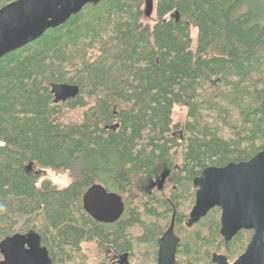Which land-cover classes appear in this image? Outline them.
I'll list each match as a JSON object with an SVG mask.
<instances>
[{"label": "trees", "instance_id": "obj_1", "mask_svg": "<svg viewBox=\"0 0 264 264\" xmlns=\"http://www.w3.org/2000/svg\"><path fill=\"white\" fill-rule=\"evenodd\" d=\"M15 1L0 0V9ZM144 3L87 5L0 60V242L17 234L19 218L37 215L42 229L55 231L53 246L62 255L93 240L132 253L125 234L138 226V242L153 246L157 264L166 231L146 223L124 198L134 179L166 168L173 174L181 160L178 190L184 182L193 188L206 168L249 161L264 150V0H156L153 25L143 24ZM53 84L76 85L80 94L55 103ZM177 107L187 112L184 126L173 120ZM78 109L84 110L79 124L61 120L65 110ZM47 170L69 174L70 185H39ZM96 184L125 203L115 225L95 223L83 211V195ZM144 195L151 202L153 195ZM176 198L162 202L170 225L176 212L174 230L189 219ZM145 214L158 216L148 205ZM211 232L213 243L211 236L197 238L208 249L201 247L207 264L216 253L233 263L250 241L244 245L250 232L243 231L226 244L219 223ZM182 244L176 264L183 245L189 252V243Z\"/></svg>", "mask_w": 264, "mask_h": 264}, {"label": "water", "instance_id": "obj_2", "mask_svg": "<svg viewBox=\"0 0 264 264\" xmlns=\"http://www.w3.org/2000/svg\"><path fill=\"white\" fill-rule=\"evenodd\" d=\"M100 0H17L0 9V60L41 38L48 30L64 25L87 5ZM144 16L152 17L154 0H145ZM55 103H64L80 94L76 85L53 84ZM34 172L33 164L26 167ZM171 171L164 169L151 189H165ZM195 205L187 227L192 228L210 211L219 209L220 234L228 244L243 231L253 232L245 252L233 263L222 254H213L214 264H264V150L249 161L209 167L193 181ZM85 208L97 220L113 222L125 211L120 195L108 192L100 184L93 185L85 195ZM103 218H101V217ZM101 218V219H100ZM175 215L169 229L159 239L157 264H176L181 239L174 232ZM0 264H52L49 252L42 246L39 234L31 231L15 234L0 242Z\"/></svg>", "mask_w": 264, "mask_h": 264}, {"label": "rangeland", "instance_id": "obj_3", "mask_svg": "<svg viewBox=\"0 0 264 264\" xmlns=\"http://www.w3.org/2000/svg\"><path fill=\"white\" fill-rule=\"evenodd\" d=\"M146 4L144 3L143 10H145ZM155 9H156V0H154V13L152 17L147 18L144 16L143 24L144 25H153L155 20ZM197 30L191 27V35L196 41L197 37ZM84 110H65L61 116V120L66 122L69 125H77L83 119ZM173 120L177 124H181L184 126L185 122L187 121V112L179 107L175 108L173 112ZM212 120V118L210 119ZM222 135L226 139L231 138V134L226 128H223ZM181 167V160H176L175 164L173 165L174 173L170 175L167 184L165 186L164 191L162 193H158L155 191L151 194V202H149V197H145L144 195V185L147 183V178L137 176L134 180V186L131 193L124 195L125 199L127 200L128 204L130 205L131 209H134L136 212L140 213L141 218L146 223H152L158 225L160 228L162 227L165 231H167L168 226L170 225L171 219H164L163 214L165 213L163 201H167L172 197H177L176 202L179 205V213L184 215L190 214L192 208L195 205V188H189L186 186L184 182L183 188L178 190V185L176 183L179 177L177 176V171L180 170ZM44 177L40 180L39 185L43 181H50L52 185L56 186L59 189H64L70 185V178L69 174L61 172V171H50L47 170L43 172ZM183 177V176H182ZM59 181V183H57ZM183 192H185L183 194ZM184 195V196H183ZM148 205L157 209L158 216L151 217L145 214V206ZM161 214V215H160ZM220 215L221 212L218 214L211 215L210 221L207 222H199L197 225L193 226V228H189L184 224L181 227L175 228L176 234L182 239V243H189V252L185 254L184 245L181 249V253L178 255L177 259L178 262L181 264H207L208 258L203 257L202 255V245L200 237H209L211 229L214 228L217 223L220 224ZM37 215L27 216L18 219V226H17V234H27L32 229L30 226H27V223L34 225L36 224V230L42 237L43 234L47 232L43 228V224L45 223L43 220H40L36 217ZM80 218V216H79ZM82 220V219H81ZM27 226V227H26ZM45 226V224H44ZM28 228V229H27ZM164 231V232H165ZM143 231L138 226L132 227L126 232V236H128L129 240L133 245V251L131 253L130 258L128 259L129 264H153L151 257L154 255L155 249L150 244H140L138 242V238L142 235ZM53 235L55 236V231L52 230L51 232L47 233V242L46 247L49 251H53L55 255L56 261L55 264H112L113 261V253L110 251V248L106 244H99L96 240L93 241H85L81 244L79 250H74L73 248H66V255H62L58 253V249L53 246ZM251 233L246 234L242 238L243 243L247 241V238H250ZM215 242V238L211 236L210 243ZM202 247V248H201ZM205 249V248H203ZM159 250V249H158ZM208 249H205V254ZM244 252V251H243ZM243 254V253H242ZM241 254V255H242ZM151 255V257H150ZM236 257V256H235ZM150 258V259H149ZM3 257L0 254V260ZM64 259V260H62ZM62 260V262L60 261ZM60 261V262H59Z\"/></svg>", "mask_w": 264, "mask_h": 264}, {"label": "flooded vegetation", "instance_id": "obj_4", "mask_svg": "<svg viewBox=\"0 0 264 264\" xmlns=\"http://www.w3.org/2000/svg\"><path fill=\"white\" fill-rule=\"evenodd\" d=\"M170 171H171V173H170V175H172V170L171 169H169ZM163 171H161V173H162ZM161 173L160 174H157L155 177H149V178H147L146 180H147V183H146V185H144V191L145 192H147V193H149L150 195L153 193V192H155V191H158L157 190V188H154V189H151V185L153 184V182L161 175ZM168 181V180H167ZM167 184V183H166ZM92 187V186H91ZM89 190V189H88ZM87 190V191H88ZM196 190V189H195ZM87 191L85 192V194L83 195V206H82V208H83V211H84V213L88 216V217H90L95 223H98V224H100V225H106V226H112V225H115L116 223H117V221H115V222H113L112 220H111V218H109V220H108V222H106V221H103V220H97L94 216H92L91 214H90V212L85 208V200H84V198H85V195H86V193H87ZM164 191V190H163ZM159 192V191H158ZM110 193H114V192H110ZM115 194H117V193H115ZM119 195V194H118ZM124 202V201H123ZM125 204V203H124ZM176 214V212H174V215ZM101 217V216H100ZM101 218H103V217H101ZM100 218V219H101ZM31 232V231H30ZM35 232V231H34ZM174 232H175V230H174ZM246 232H249V231H246ZM37 234H39L38 232H36ZM251 233V237H250V240H251V238H252V236H253V232H250ZM175 234H176V232H175ZM23 235H25V234H23ZM40 235V234H39ZM126 235V234H125ZM177 235V234H176ZM40 237H41V239H42V246L43 247H46V246H44L43 245V237L40 235ZM250 242V241H249ZM249 244V243H248ZM108 247L110 248V251L114 254L113 256V261H112V264H129L128 263V259L130 258V256H131V253L130 252H127V251H124V252H122V253H120L118 250H117V248H115V246H111V245H109L108 244ZM47 248V247H46ZM47 250H48V252H49V256H50V258H51V260H52V264H55V260H54V258L51 256V253H50V251H49V249L47 248Z\"/></svg>", "mask_w": 264, "mask_h": 264}, {"label": "clouds", "instance_id": "obj_5", "mask_svg": "<svg viewBox=\"0 0 264 264\" xmlns=\"http://www.w3.org/2000/svg\"><path fill=\"white\" fill-rule=\"evenodd\" d=\"M57 183H59V181H57ZM37 186H39V185H37Z\"/></svg>", "mask_w": 264, "mask_h": 264}]
</instances>
